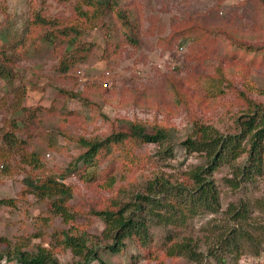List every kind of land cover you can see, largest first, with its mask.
<instances>
[{"label": "rangeland", "instance_id": "obj_1", "mask_svg": "<svg viewBox=\"0 0 264 264\" xmlns=\"http://www.w3.org/2000/svg\"><path fill=\"white\" fill-rule=\"evenodd\" d=\"M78 6L88 11L87 18L77 12ZM120 6L133 19L138 45L129 40L130 31L121 21L104 11L94 14L86 0H0V27L28 31L29 36L16 52L6 50L0 58L2 62L9 57L16 72L14 79L0 81V98L6 103L0 109L1 147L8 148L4 134L9 126H18L14 131L18 147L0 163V201L14 203L0 207V254L6 258L17 247L33 253L43 246L55 253L60 264H76L79 258L58 244L64 239L59 233L66 231L83 235L88 246L111 264H264V242L236 259L209 255L235 226L228 213L231 204L237 209L241 203L250 204L252 222L264 227V208H258L264 205V174L235 189L227 182L236 178L230 165L213 176L221 196L219 214L196 217L180 229H153L149 250L128 243L118 254L109 252L112 241L94 211L114 201L121 205L132 200L157 176L173 184L188 183L185 173L206 164L203 156L188 154L180 146L194 134L196 122L223 134L238 131L245 102L234 90L219 98L206 96L203 88L210 77H226L237 91L264 105V50L248 54L238 50L239 42L264 48V0H121ZM37 12L51 24L33 25ZM195 26L211 34H189ZM72 28L79 30L78 39ZM64 29L71 34L62 35ZM0 53H4L1 48ZM64 61L68 71H63ZM246 82L255 93L248 91ZM19 90L25 94L22 99ZM132 122L166 128L175 143L174 159L159 163L157 154L164 147L143 146L138 152L144 157L141 167L119 176L111 192L86 185L76 176L69 178L67 183L75 189L69 204L75 220L70 223L52 213L51 204L32 195L20 196L25 178L59 174L81 155V137L105 138ZM25 153L38 155L44 171L22 163ZM245 162L246 156L234 167ZM256 201L258 207L253 208ZM169 234L175 242L191 239L198 244L201 260L167 257L164 245Z\"/></svg>", "mask_w": 264, "mask_h": 264}, {"label": "trees", "instance_id": "obj_2", "mask_svg": "<svg viewBox=\"0 0 264 264\" xmlns=\"http://www.w3.org/2000/svg\"><path fill=\"white\" fill-rule=\"evenodd\" d=\"M120 3L121 0H86V6L93 8L94 14L104 11L121 21L130 31L129 40L133 41L132 44L138 45L137 28L131 16L129 17L127 11L121 8ZM77 12L85 18L88 17V11H83L79 6ZM51 21L37 12L33 25L46 26L51 24ZM27 32L19 33L15 28L10 31L9 28L0 27V48L4 52V55L0 53V58L6 56V50L16 52L24 45L26 40H29ZM61 32L64 36L71 34L67 29ZM72 32L78 39L79 30L72 28ZM195 32L201 33L204 37L211 34V31H206L202 27L198 29V26L188 30L189 34ZM49 37L51 35L46 36L45 42H51ZM228 38L231 40L230 36ZM239 46L238 50L244 54L259 53L264 50L242 42H239ZM76 58L72 57V65L75 64ZM6 61L0 62V81H9L16 76L12 63H9V57ZM62 67L63 71H68L70 68L65 61ZM245 85L250 93L256 92L251 83L246 82ZM204 87H206L203 88L204 94L212 99L222 97L229 90H234L235 94L245 102L247 109L237 120L238 131L234 134H223L211 125L196 122L194 134L180 143V146L188 154L203 156L206 164L185 173L188 183L173 184L170 180L157 176L148 182L144 193H138L132 200L121 205L114 201L112 203L114 205L107 204L102 210L94 211V215L106 225L104 235L112 241L107 247L111 254L122 252L128 243L145 251L149 250L154 241L153 229H180L187 227L196 217L219 214L222 209L221 196L213 176L222 166L230 165L234 168L236 178L227 179V182L235 189L239 188L241 183L253 182L264 174V105L254 102L244 92L237 91L233 83L224 76L210 77ZM21 90L18 91V98L22 99L25 94ZM15 98L17 99V95ZM5 106L4 99L0 98V109ZM9 127L10 129L4 134L8 148L0 146V163L8 158L11 150L18 147L14 132L18 126L14 123ZM78 143L84 149L83 153L70 162L64 170L59 174L25 178L24 189L20 194L24 199L27 195H32L40 201L51 204L52 213L61 217L64 223L75 220L69 205L75 196V189L67 183L69 178L76 176L86 185L96 184L102 190L111 192L115 189L119 176L131 175L141 167L144 157L138 152L143 146L164 147L162 152L157 154L159 163L174 159L176 154L175 143L166 128L148 127L140 122L129 123L127 128L115 130L105 138L81 137ZM244 156H246L244 165L234 167V163ZM22 163L28 164L33 171H44L41 159L35 153H25ZM9 172L10 169L6 167L5 173L9 174ZM238 177H241L242 181L239 182ZM258 202L253 204V208L258 207ZM12 204H14L12 201H0V207L12 206ZM262 207L264 208V205L260 204L258 208ZM228 213L233 216L235 226L217 241L219 248L210 251L209 255L214 258L221 254L227 256L226 258L232 256L236 259L248 248L260 247L261 242H264V227H257L252 222L250 204L241 203L238 209L231 204ZM67 233L66 231L59 233L64 239L58 244L70 249L73 257L79 258L76 264H111L88 246V239L83 235L76 237ZM167 239L168 244L164 245L167 257H185L196 262L201 260L202 255L197 251L198 244H193L191 239L175 242L171 234ZM55 248L58 246L55 245ZM7 256L5 258L0 254V261L4 262L3 264H60L55 253L43 246H38L37 251L33 253L17 247ZM149 258L153 259L151 256ZM226 258H223L224 262Z\"/></svg>", "mask_w": 264, "mask_h": 264}]
</instances>
